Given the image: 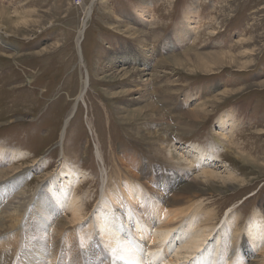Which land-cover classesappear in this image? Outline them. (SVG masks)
<instances>
[{
	"label": "rangeland",
	"instance_id": "1",
	"mask_svg": "<svg viewBox=\"0 0 264 264\" xmlns=\"http://www.w3.org/2000/svg\"><path fill=\"white\" fill-rule=\"evenodd\" d=\"M182 27L188 39L175 43ZM225 111H234L237 126L226 150L217 145ZM191 144L214 149L238 181L202 185L190 206L202 200L216 215L217 229L230 210L242 219L241 229L256 211L263 218L264 0H0V150L25 153L10 163L7 155L0 167L8 174L5 187L14 183L11 200L18 197L28 212L35 208L66 159L86 174L75 190L86 206L84 229L112 188L107 178L120 177L122 191L130 184L143 193L164 192L160 205L171 211L188 178L168 150L175 145L187 154ZM40 202L51 208L48 196ZM1 210L0 256L13 250L7 242L16 234L9 230L11 212ZM63 212H55L61 223L44 232L42 264H54L47 253L52 235L67 244L84 233ZM39 213L33 221H49L50 214ZM17 219L26 223L24 216ZM81 247L74 245L76 257L63 250L61 258H77ZM237 247L245 249L246 264L264 256L244 233ZM33 251L28 264L37 259Z\"/></svg>",
	"mask_w": 264,
	"mask_h": 264
},
{
	"label": "bare ground",
	"instance_id": "2",
	"mask_svg": "<svg viewBox=\"0 0 264 264\" xmlns=\"http://www.w3.org/2000/svg\"><path fill=\"white\" fill-rule=\"evenodd\" d=\"M183 25L190 27L188 18L184 19ZM85 26H87V23ZM185 30L182 27L177 31V35L173 37L175 43H184V40L188 39ZM191 30L195 32L196 28ZM84 34L81 32V38ZM86 91L87 82L83 86L81 99ZM148 105L151 106L150 102ZM203 108L205 107L203 106ZM203 108V114L207 115L206 110ZM74 112L75 108L72 115ZM234 114V111H225L219 116L218 124L222 128L220 134L223 139H217V145L223 144L221 148L225 150L230 149V145L234 142L235 135L233 134L237 128ZM68 123L69 120H67L66 125ZM65 131L62 134L61 141L65 137ZM223 131H226V133ZM226 134H229V136H226ZM213 150L209 151L194 144L187 148V154H184L185 151L179 153L175 145L168 150L169 160L176 165L179 173L188 178V185L184 186L183 194L170 202L175 207V209L172 207L173 210L171 209V211L165 210L160 205L162 200L160 195L164 192L161 191L162 193L159 194L156 191L157 189L153 188L156 193L153 192L152 194L148 191L143 193L135 185L131 186L130 184L122 191L120 188L122 180H118L120 177L114 181L112 178H107L108 184L112 186L113 190L106 187L99 206L96 207L97 210L85 229L83 224L79 225V223L85 220L86 212L84 211L86 206L83 197H80L79 192L76 191L80 187L81 179L86 178V174L79 168L69 164L66 159L62 162L61 170L43 189V194L38 195L40 200H36L37 205L35 204V208H29V212L25 210L28 209L27 205H18L19 203L16 201L18 197L11 200L8 192L14 187V183L5 187V184L8 183L3 184V180L7 179L8 174L4 170L0 171V208L3 209L0 210L5 213L11 212L10 219L12 218V220H10L9 230L11 233L16 231L15 235L11 234L13 236L12 241L9 238V242H7L9 248L12 247L13 250H8L7 254L4 253L0 256V264H13L14 262L16 264H28L30 252L33 250L37 259L31 264H42V257L39 258L38 253L45 254L44 232L48 226L61 223L56 220L58 216L56 217L55 212L62 210L71 213L72 223L79 225V230L84 231V233H79V237L76 233L77 240H75L74 235L73 240L69 239L67 244L64 237V241L61 243L60 239L57 238L58 236H51L52 240H49L51 249L47 250V253L49 257L55 256L54 264H60L62 260V264H212L214 258L218 262V257L215 256L217 253L221 256L219 264H246L243 259L245 249L240 250L237 247V240L244 233L250 239L255 253L257 250H264V217L262 218L259 215L260 210L250 216L243 229H241L242 219L241 222L238 221L239 214L235 215L233 210H230L217 229V225L213 226L216 215L212 210H204L206 206L202 200L193 202L191 206L189 203L194 196L199 197V195L193 193L203 191L202 185L208 182L210 185H215L217 183L234 184L238 181L237 174L230 168L232 164H229L228 161L224 162L225 160L223 161L220 157L218 158L215 150ZM7 155L10 157L9 163L18 159H25V153L19 151L8 153L0 150V167L7 163ZM151 185L159 187V183L156 182H152ZM162 187H164V183L160 186V188ZM187 192L188 196H186ZM22 193L26 194V191ZM45 196L49 197L51 208H48L47 204L41 206L40 201H43ZM169 201L168 205L170 204ZM36 209L40 212V216L44 212L50 214L49 221L41 223L36 221L37 217L33 221L32 217L37 216ZM162 210L164 212L168 211L169 214L164 213ZM22 216L25 217L24 223H26L21 226L22 220L17 219L15 221V218ZM131 224H133V227ZM212 239L214 242L211 243ZM63 245H65V248H63ZM74 245L83 246L77 258L73 260L61 258L63 250L70 254L72 252L70 259L76 257L73 249ZM67 247H70L69 250H66ZM17 255L18 257L23 255L21 260H18ZM49 257L46 256L47 260ZM18 261L20 262L18 263ZM261 262L257 264H264V256L261 258Z\"/></svg>",
	"mask_w": 264,
	"mask_h": 264
}]
</instances>
